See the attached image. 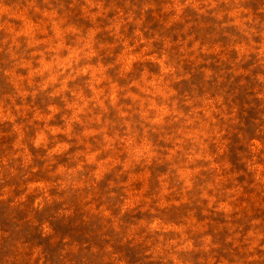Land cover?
<instances>
[{"label":"clouds","instance_id":"clouds-1","mask_svg":"<svg viewBox=\"0 0 264 264\" xmlns=\"http://www.w3.org/2000/svg\"><path fill=\"white\" fill-rule=\"evenodd\" d=\"M0 126V264H264V0H0Z\"/></svg>","mask_w":264,"mask_h":264},{"label":"rangeland","instance_id":"rangeland-1","mask_svg":"<svg viewBox=\"0 0 264 264\" xmlns=\"http://www.w3.org/2000/svg\"><path fill=\"white\" fill-rule=\"evenodd\" d=\"M249 3L254 6L255 0H249ZM151 27L156 28L157 25L155 23H152ZM173 39H175V37H173ZM229 87H231V85H229ZM238 99L240 101V113H239L240 123L235 126V130L232 132L231 136L229 137L230 140L228 146L229 151L226 154L228 155L229 159L232 161L233 165L237 169L243 167V165L239 163V160L241 159V156L245 154L247 151L245 147L246 140L252 137L253 135H255V131L257 128V125L254 123V120L257 118V109L252 107L245 109L243 107L244 103L247 102L244 98L243 91L241 92V95L239 96ZM6 131L7 128L0 126V132H6ZM9 139L10 138L8 137L0 136V145L7 144ZM0 151H3V149L0 148ZM240 179L243 180L244 178L240 177ZM257 213L259 215H264V209L257 210ZM50 214L51 213L49 212V215ZM10 215L11 212L8 208L7 203L0 202V231H7L12 226ZM23 215L24 213L19 211H17L16 213L17 219H22ZM214 219L217 221V223L223 222L219 217H216ZM56 230L60 234H70L76 239H83L84 238L83 233L84 231H86V229L84 228L72 227L71 224H64L61 222L56 223ZM21 234L24 235L25 239L27 240L44 244L50 256L54 253V249L50 245H48L47 241H41L39 239L38 233H36L34 230H28L27 228H23L21 230ZM225 234H226V230L225 232L219 233L218 234L219 238L223 240V236ZM122 251L128 257L130 264H137L138 257L134 250L125 248Z\"/></svg>","mask_w":264,"mask_h":264}]
</instances>
